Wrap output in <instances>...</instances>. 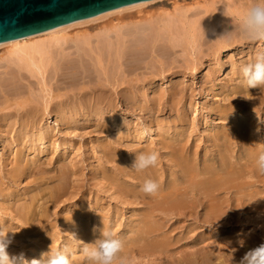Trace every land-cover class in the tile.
Instances as JSON below:
<instances>
[{
    "label": "rangeland",
    "instance_id": "rangeland-1",
    "mask_svg": "<svg viewBox=\"0 0 264 264\" xmlns=\"http://www.w3.org/2000/svg\"><path fill=\"white\" fill-rule=\"evenodd\" d=\"M214 1L163 0L151 6L123 11L94 23L72 27L58 37L42 35L33 38L27 45L40 44L43 49L29 54L18 53L8 46L0 48V80L22 78L10 92L9 97L14 99L12 105L0 111V119L10 120L13 124L12 128L4 125L0 130V189L4 190V194L0 192V230L11 238L7 248L10 256L23 255L30 262L42 259L51 247L61 250L69 247L70 260L72 256L80 262L87 260L82 248L89 244L88 239L71 234L70 228L76 224L71 225L66 220L82 204L89 210L87 217L91 228L96 226L99 232L104 227L114 230L124 246L129 243L143 209L119 198L126 197L119 191L116 180L120 172L115 170L112 162L106 161L103 153L109 144L116 148V155L123 162L126 170L123 182L127 179V186L132 183L130 179L136 180L141 175L132 168L136 141L140 142L138 147L143 148L144 153L152 148L160 153L157 166L150 168L153 179L160 184V175L166 174L167 180H173V157L161 148L160 134L168 128L171 134L166 135L167 139L185 128L184 136L175 138L184 140L191 157L198 158L201 163L206 156L213 157L214 147L219 143L212 135L213 130L225 129L226 123L220 116L209 115L207 103L211 90L208 86L212 82L210 80L206 86L201 77L209 68L213 70L217 63H221L214 83L233 86L234 78H237L233 72L237 69L241 72L244 59L264 51V44L257 42L235 49L233 56L226 54L223 57L221 49L213 53L219 41L230 37V34H222L211 39H208L209 35L205 37L207 42L202 46V55L198 54L199 46L190 49L192 54L187 53L181 35L186 23H193L198 32L208 33L209 29L204 26V7ZM183 13L185 15L181 17ZM220 17L222 14L218 12L214 24L219 23ZM215 26L211 25V30ZM157 33L164 41L154 47L151 40ZM173 44L182 45L176 48V54H170ZM122 50L121 55L127 59L119 63L116 54ZM211 53L212 57L208 55ZM198 56L204 60L200 79L194 77V70H183L187 61ZM173 59L178 62L173 70H169ZM99 60L109 79H126L124 87L111 96L113 104L117 103L111 111L108 109L109 100L103 101L100 110L90 107L97 101L93 90L95 85L105 82L106 78L97 64ZM63 68L69 75L65 82L58 81L60 77L57 75ZM82 73H86L91 82L79 83ZM145 78L150 79L149 84L145 83ZM176 81L188 84L187 91L174 95L170 87ZM152 83H155L156 92L150 86ZM26 97L33 102L25 104L26 110H22L17 101ZM104 97L109 99L110 96L107 93ZM85 100L88 101L87 107L84 106ZM36 102L41 115L35 123L30 119L32 125L26 132L22 128L27 106ZM154 102L156 111L146 112ZM236 104L234 102L233 107ZM15 109H18L16 113ZM184 114L185 120L181 118ZM238 114L239 111L235 117ZM64 116L69 119L62 121ZM150 127L156 132L143 135ZM47 135V139H40ZM69 145L73 147L68 149ZM40 157L44 158L43 162L35 163L34 160ZM22 167L24 170H20ZM66 170L70 174L66 193L48 218L47 229L52 230V235L26 233V225L20 220L18 210L22 200L13 199L15 190L31 191L37 187L38 179L47 180ZM19 171L25 173L13 183ZM184 224L187 229H197L193 218H188ZM175 225L178 227L177 223ZM45 236L47 248L38 250V242Z\"/></svg>",
    "mask_w": 264,
    "mask_h": 264
},
{
    "label": "bare ground",
    "instance_id": "bare-ground-1",
    "mask_svg": "<svg viewBox=\"0 0 264 264\" xmlns=\"http://www.w3.org/2000/svg\"><path fill=\"white\" fill-rule=\"evenodd\" d=\"M205 2L207 3V0ZM253 2L254 0H216L206 5L204 7L206 14L204 26L209 29L208 33H203V30L198 32L193 23H186L187 27L181 34L185 44L183 49L192 54L193 51L190 49L195 50L199 46L198 54L202 55V46L207 42L205 40L207 35H209L208 39H211L218 35L230 34L231 38L226 37L219 41L213 49V53L221 49L223 57L226 54L233 56L234 50L245 44H256L257 42H250L241 32L238 20L232 22V18L225 15L224 7L226 6V14L241 16ZM218 12L222 14V17L218 24H214ZM184 15L185 13L181 17ZM88 22L90 21L87 18L40 34L3 42L0 43V48L8 46L16 49L18 53L27 54L40 51L43 49L42 45L27 44L33 38L42 35L58 37L66 34L70 28ZM211 25H216L213 30H211ZM162 41H164L163 37L157 33L151 40V44L155 47ZM169 41L171 42L170 36ZM261 42L264 44V41ZM179 45L181 44H173L170 54H176V48ZM121 53L123 50L116 54V60L119 63L127 59ZM213 53L208 55L212 57ZM256 56L245 58L243 66L254 63ZM203 61L200 56L195 60H189L185 63L183 70L185 72L194 70V77L200 79L203 74ZM177 62L176 59H173L169 70H173ZM97 64L103 70L106 78L105 82L95 85L93 90L97 101L95 104H90V107L100 110L99 107L103 101L109 100L108 109L111 111L117 106V103L113 104L111 96L124 87L126 79L117 77L109 79L104 73V67L100 60ZM221 67L222 64L217 63L215 69L209 70V68L207 73L201 77L206 86L210 80L212 82L208 86L211 90V98L207 103L209 115L220 116L226 123L225 129L215 128L213 130L214 139L219 141L214 147L213 157L206 156L202 163L198 158L191 157L189 147L186 146V143L184 144V140L175 138L177 135L183 137L185 128L177 131L171 139L166 138L167 134H171L170 129L164 130L160 134L161 143L163 142L161 148L173 157L174 178L170 181L167 180L166 174H161L158 193L155 196H149L141 189L146 180H154L152 172H150L151 169L142 171L140 178L138 177L136 180L130 179L132 183L127 186L128 180L123 182L126 170L123 162L116 155V148L109 144L103 149L106 161L112 162L115 170L120 172L116 180L119 191L126 197L119 198L143 209L142 214L139 215V225L121 252L126 264H240L241 259L249 250L264 244V199H259L264 198V174H260L256 166L258 156L264 153V88L249 89L238 69L233 72V75L237 77L234 78L233 86L217 85L214 82L218 78ZM57 75L60 77L58 81L62 79L63 82L69 77L65 68L61 69ZM21 79V77H10L6 79V82L0 80V111L8 109L12 105L14 99L9 97L10 92L17 87V80L21 81ZM79 79V83L87 80L91 82V78L86 73L80 74ZM144 81L149 84L150 79L145 78ZM150 86L154 90L153 92H156L155 83ZM187 86L188 84H184L182 81H176L172 83L170 91L177 95L179 92L187 91ZM107 93L111 98L105 99L104 96ZM125 94L127 93L125 92ZM30 102H33V99L26 97L17 101V104L21 106L22 110H26L25 104ZM234 102H237L235 107H233ZM87 105L88 101L85 100L84 106L87 107ZM258 107L260 110L257 109ZM155 109L154 102L146 108V112H155ZM15 110L16 113L18 109ZM238 111L240 115L235 117ZM40 115L41 110L38 102L35 105L27 106L26 120H24L22 129L28 132L29 126L32 125L30 119H33L35 123ZM184 117L185 114L181 116L183 120H185ZM67 119L65 116L61 118L62 121H67ZM4 125L13 127L10 120L0 119V130ZM148 132L151 135L156 130L154 127H150ZM48 136L40 137V139H47ZM37 139L39 138L37 137ZM136 143L137 147H135L134 153H144L143 148L138 147L140 142L136 141ZM72 147L69 145L68 149ZM64 150L66 151L67 148ZM150 151H153V148L147 150V152ZM42 152L45 153V150L42 149ZM43 159L40 157L34 162L41 163ZM20 170H24V168L22 167ZM24 173V171H19L13 183H17ZM69 175V171L66 170L59 176H53L47 180L38 179L37 187L31 191L15 190L13 199L22 200L18 205V210L20 220L26 225V233L36 236L45 233L47 236L52 235V230L47 229L48 218L53 209L58 207L59 199L66 193V187L70 182ZM92 178L95 179V176ZM0 192L4 194L3 189H0ZM88 214L89 210L86 207L83 208L82 204L73 210L66 220H69L71 225L76 224L71 226L70 233L82 235L88 239L90 244L100 238L101 232L96 226L91 228ZM188 218L194 219L196 231H194V227L187 229L184 222ZM176 223L178 227L175 225ZM36 225L39 226L38 229ZM212 225L213 227H211ZM199 227L201 228L198 229ZM240 240L244 241L243 246L239 243ZM46 241L47 237L45 236L41 242H38V244L40 243L38 250L47 248L48 242ZM65 250L68 252L70 249L65 247ZM71 264H89V262L87 260L77 261L72 256Z\"/></svg>",
    "mask_w": 264,
    "mask_h": 264
},
{
    "label": "clouds",
    "instance_id": "clouds-1",
    "mask_svg": "<svg viewBox=\"0 0 264 264\" xmlns=\"http://www.w3.org/2000/svg\"><path fill=\"white\" fill-rule=\"evenodd\" d=\"M224 7L225 15L231 17L232 22L239 21L241 32L250 42L264 41V0H254L241 16L226 14V6ZM241 73L249 89L264 88V51L258 53L254 63L243 66ZM148 134V130L145 129L143 135L147 136ZM159 160L160 153L157 151L136 154L132 168L137 172H142L148 168L156 167ZM256 166L258 172L264 174V153L258 156ZM141 190L149 196H155L159 191V184L149 179L144 182ZM10 243L11 238L8 233L5 234L3 230H0V264H71L70 256L66 250L53 247L48 253L43 254L42 259H32L30 262L25 260L23 255L10 256L7 251ZM239 243L243 246L244 241L240 240ZM123 247V242L118 238L117 232L104 227L100 238L93 243L86 244L82 248V252L89 264H126L120 255ZM240 264H264V244L249 250L241 259Z\"/></svg>",
    "mask_w": 264,
    "mask_h": 264
},
{
    "label": "water",
    "instance_id": "water-1",
    "mask_svg": "<svg viewBox=\"0 0 264 264\" xmlns=\"http://www.w3.org/2000/svg\"><path fill=\"white\" fill-rule=\"evenodd\" d=\"M163 0H0V43L83 19L90 23Z\"/></svg>",
    "mask_w": 264,
    "mask_h": 264
}]
</instances>
